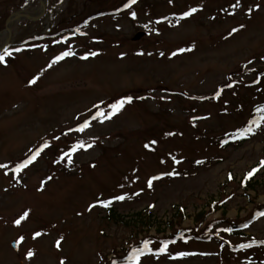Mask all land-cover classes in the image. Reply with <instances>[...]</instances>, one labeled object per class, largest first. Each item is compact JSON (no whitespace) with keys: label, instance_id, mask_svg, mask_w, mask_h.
Segmentation results:
<instances>
[{"label":"rangeland","instance_id":"rangeland-1","mask_svg":"<svg viewBox=\"0 0 264 264\" xmlns=\"http://www.w3.org/2000/svg\"><path fill=\"white\" fill-rule=\"evenodd\" d=\"M46 3L1 54L0 264H264V0Z\"/></svg>","mask_w":264,"mask_h":264},{"label":"water","instance_id":"water-1","mask_svg":"<svg viewBox=\"0 0 264 264\" xmlns=\"http://www.w3.org/2000/svg\"><path fill=\"white\" fill-rule=\"evenodd\" d=\"M40 3L42 5V13L39 16H32L28 13H25V11H18L12 14L7 22H6V33L8 34L6 42L2 45L0 48V53L3 52L6 47L10 45L11 37H12V26L15 22L20 21V20H30V21H38L43 15L45 14L46 11V2L45 0H40ZM145 34L144 33H139L135 36L134 40H140ZM13 247L18 250V244L16 242L12 243Z\"/></svg>","mask_w":264,"mask_h":264},{"label":"snow or ice","instance_id":"snow-or-ice-1","mask_svg":"<svg viewBox=\"0 0 264 264\" xmlns=\"http://www.w3.org/2000/svg\"><path fill=\"white\" fill-rule=\"evenodd\" d=\"M133 3H135V0H132ZM193 11H195V9H193ZM186 15H191V13H187ZM7 54V53H6ZM71 53H64V56H67V55H70ZM57 59H63V57H58ZM4 61V56L3 55H0V62H3ZM32 83H35V81H32ZM130 102V101H129ZM125 102L124 101H120L119 103L117 104H114L112 105V113L111 115H114L116 112H118L122 107H123V104ZM111 115H108V116H105V114L103 112H99L97 113V116H104L105 119H108V118H111ZM97 118L96 116L93 117V119ZM88 125L85 124L84 127H87ZM82 130V129H81ZM251 130V129H249ZM44 147H47V145H44ZM81 147H83V145H81ZM42 150V149H41ZM40 154V150H38L32 157L31 159L28 161V163H31L33 160H35L36 156H38ZM25 167L27 165H24ZM261 167H264V162H261ZM256 171H258V169H254L252 173H249V176L253 175ZM149 186H151V181H149ZM118 199H124V197H118ZM105 207H107L108 205L107 204H104ZM17 223H19V221H17ZM147 246V245H145Z\"/></svg>","mask_w":264,"mask_h":264},{"label":"trees","instance_id":"trees-1","mask_svg":"<svg viewBox=\"0 0 264 264\" xmlns=\"http://www.w3.org/2000/svg\"><path fill=\"white\" fill-rule=\"evenodd\" d=\"M4 26H5V23H4ZM247 187H248V189H254V186H253V185H250V184H248ZM247 187H246V188H247ZM109 209H110V208H109ZM110 212H111V215H112V216H115V215H116V212H115V210H113L112 207H111V211H110ZM201 215H202V214H201ZM201 215H200V216H201ZM138 216H139V214H137L136 217H138ZM200 216H199V217H200ZM120 218H121V220H122V216H120ZM138 219H139V218H138ZM199 219H200V218H198L197 221H199ZM200 223H201V222H198V225H199ZM232 228H233V230H234V228H236V227H235V226H232Z\"/></svg>","mask_w":264,"mask_h":264}]
</instances>
